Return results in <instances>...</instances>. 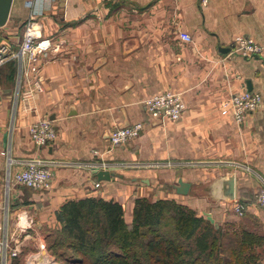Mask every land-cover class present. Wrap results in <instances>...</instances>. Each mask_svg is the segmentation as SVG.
Masks as SVG:
<instances>
[{
	"label": "crops",
	"instance_id": "0c3cea01",
	"mask_svg": "<svg viewBox=\"0 0 264 264\" xmlns=\"http://www.w3.org/2000/svg\"><path fill=\"white\" fill-rule=\"evenodd\" d=\"M33 9L51 48L39 56L36 71L27 60L7 57L0 63V201L8 206L7 220L0 210V223L4 233H14L11 244L18 240L26 257L38 250L58 226L55 212L67 199L113 198L130 221L137 197L174 198L219 229L224 250L238 244L237 234H253L244 260L221 252L218 264H264V206L254 201L264 183V107L238 123L228 103L242 90L264 97V0H36L32 7L28 0H13L0 28L12 48L19 46ZM180 32L192 40L181 39ZM238 35L253 38L261 51L235 52ZM35 78L42 90L28 97ZM165 90L182 92L186 106L177 120L154 118L146 110L144 99ZM41 117L51 120L57 135L38 147L29 125ZM137 121L144 124L138 137L111 144L115 126ZM9 157L12 171L34 157L63 164L51 166L50 187L17 185L7 196ZM119 161L161 165L111 169L109 180L96 177L97 165ZM230 173L235 199L246 204L243 215L234 212L233 202L214 196L215 182ZM179 177L190 183L187 193L175 189ZM23 208L35 219L37 238H14ZM0 264L21 261L8 256Z\"/></svg>",
	"mask_w": 264,
	"mask_h": 264
},
{
	"label": "trees",
	"instance_id": "16d2710c",
	"mask_svg": "<svg viewBox=\"0 0 264 264\" xmlns=\"http://www.w3.org/2000/svg\"><path fill=\"white\" fill-rule=\"evenodd\" d=\"M55 217L58 226L46 240L64 264H218L221 252L240 262L255 243L253 234L241 233L238 244L224 250L219 229L174 198L137 197L130 221L118 200L73 198L59 206Z\"/></svg>",
	"mask_w": 264,
	"mask_h": 264
},
{
	"label": "built area",
	"instance_id": "2783aa9c",
	"mask_svg": "<svg viewBox=\"0 0 264 264\" xmlns=\"http://www.w3.org/2000/svg\"><path fill=\"white\" fill-rule=\"evenodd\" d=\"M36 0H28L32 7ZM209 0H200L201 4H206ZM36 11L31 10L28 19L23 26L20 44L16 50H12L8 43L0 41V63L7 57L18 58L21 63L27 60L30 63V70L38 69V58L41 54L47 52L52 45L49 38L42 37V23L36 15ZM2 26H0L1 28ZM181 39L191 41L192 36L187 32H180ZM262 46L253 38L238 35L235 37L233 50L243 56H251L259 53ZM42 90V83L38 78L33 80L32 86L25 93L28 97H33L35 91ZM228 103L231 105L233 118L238 123H242L249 112L264 107V97L258 91L242 90L231 94ZM144 105L150 116L161 119L177 120L182 116L185 109V101L180 91L165 90L148 96L144 99ZM144 127L143 122L137 121L131 124H121L115 126L110 132L112 145L128 142L138 137ZM29 133L34 143L40 147L48 144L56 137V129L48 117H41L29 125ZM225 161L229 164L228 160ZM13 159L8 158V168L5 177V194L8 196L10 190L17 185H26L32 188H48L52 180L53 164H63V161L44 159L41 157L29 158L21 161V167L11 170ZM104 165V166H103ZM159 162L149 161H119L110 164L97 165L96 168L118 169L122 167L133 166H159ZM100 186V180L94 183ZM254 201L259 206H264V183L257 189L254 195ZM7 204L0 201V210H4L7 220ZM233 210L237 215H243L246 210V204L242 200L234 199ZM16 230L19 234H26L27 230L32 227L29 218L28 209H21L16 214ZM14 233L3 232V226L0 223V262L5 263L8 256H18L20 253L19 245H12ZM15 238V237H14ZM15 240V239H14ZM43 244L33 254L27 256L26 264H61L49 253H43ZM42 255L44 257L42 258Z\"/></svg>",
	"mask_w": 264,
	"mask_h": 264
},
{
	"label": "water",
	"instance_id": "95a60500",
	"mask_svg": "<svg viewBox=\"0 0 264 264\" xmlns=\"http://www.w3.org/2000/svg\"><path fill=\"white\" fill-rule=\"evenodd\" d=\"M13 0H0V26L4 25L9 17L10 10L12 6ZM225 50V48H223ZM115 173L112 172L108 168H97L96 169V177L100 179L109 180ZM190 183L182 179V177L178 178V183L175 184V189L179 193H187L189 189ZM215 186L217 191L214 196L217 198H221L227 201H231L235 199V174H223L218 178L215 182Z\"/></svg>",
	"mask_w": 264,
	"mask_h": 264
},
{
	"label": "rangeland",
	"instance_id": "374dc122",
	"mask_svg": "<svg viewBox=\"0 0 264 264\" xmlns=\"http://www.w3.org/2000/svg\"><path fill=\"white\" fill-rule=\"evenodd\" d=\"M17 32L18 31H16L14 34L16 35L17 34ZM22 32H23V30H22ZM18 33H20V32H18ZM2 35H4L3 34V32H1L0 31V41H3V39H2ZM22 36V35H21ZM4 37H5V35H4ZM5 41H6V39H4ZM6 43H7V41H6ZM8 44H10V43H8ZM16 46V45H15ZM11 47V46H10ZM18 48V47H17ZM16 48V49H17ZM11 49L12 50H16V49H14V48H12L11 47ZM21 186H23L22 188H30V187H28V186H26V185H21ZM25 186V187H24ZM234 201V199L233 200H231V201H229V202H233ZM29 218H30V220H31V222H32V227H30V229H28V232L27 233H29V236L31 235V237H30V239L33 237V234L34 235H36V237L35 238H37V234L35 233L36 231L35 230H31L32 228H33V226L35 225V219H34V217H33V215L31 214V212L29 213ZM29 230L31 231V232H29ZM39 235V234H38ZM20 236V234L18 235H16L15 236V238L16 237H19ZM24 236V235H23ZM21 237V236H20ZM14 241V240H13ZM16 245H19V241L18 240H16V243H15ZM43 244V249H44V251H43V253H46V254H48L49 253V255L50 256H52V257H54L56 260H58L53 254H52V252L50 251V249L48 248V243H47V240L45 239V241H43L42 243H41V241H40V244L39 245H37L36 247H40L41 245ZM20 247V246H19ZM20 253L18 254V256H17V258L18 259H20V261H21V264H26V262H27V257L24 255V253H22V250L24 249L25 251H27L26 249L27 248H24L23 246H21L20 247ZM35 251H37V249L35 250ZM28 254L29 255H31V254H33V252H29L28 251ZM60 260V259H59ZM58 260V262H60L61 264H64L63 262H61V260L59 261Z\"/></svg>",
	"mask_w": 264,
	"mask_h": 264
}]
</instances>
